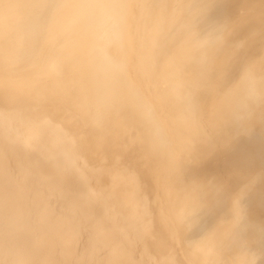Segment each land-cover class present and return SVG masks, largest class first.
<instances>
[{"label": "bare ground", "instance_id": "6f19581e", "mask_svg": "<svg viewBox=\"0 0 264 264\" xmlns=\"http://www.w3.org/2000/svg\"><path fill=\"white\" fill-rule=\"evenodd\" d=\"M0 264H264V0H0Z\"/></svg>", "mask_w": 264, "mask_h": 264}]
</instances>
